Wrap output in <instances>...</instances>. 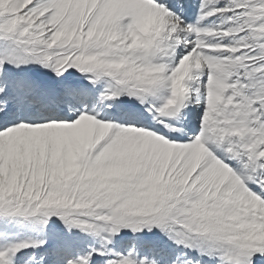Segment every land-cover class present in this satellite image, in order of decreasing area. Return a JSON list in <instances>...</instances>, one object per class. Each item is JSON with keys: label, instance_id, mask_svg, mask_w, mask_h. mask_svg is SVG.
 Returning <instances> with one entry per match:
<instances>
[{"label": "snow or ice", "instance_id": "1", "mask_svg": "<svg viewBox=\"0 0 264 264\" xmlns=\"http://www.w3.org/2000/svg\"><path fill=\"white\" fill-rule=\"evenodd\" d=\"M0 264H264V0H0Z\"/></svg>", "mask_w": 264, "mask_h": 264}]
</instances>
